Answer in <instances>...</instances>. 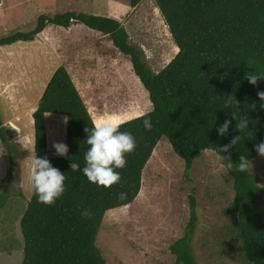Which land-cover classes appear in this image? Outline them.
Here are the masks:
<instances>
[{
  "label": "trees",
  "instance_id": "trees-1",
  "mask_svg": "<svg viewBox=\"0 0 264 264\" xmlns=\"http://www.w3.org/2000/svg\"><path fill=\"white\" fill-rule=\"evenodd\" d=\"M142 0H130L137 6ZM179 50L159 71H154L144 58L143 50L130 42V34L121 21L104 15L66 10L40 14L36 25L27 31L16 30L0 36V46L18 41H32L49 24L68 28L73 23L85 24L109 37L114 46L129 57L135 74L149 93L153 108L120 123L136 141L126 153L124 168L116 169L120 180L108 188L87 180L80 171L73 172V160L83 166L84 127L93 117L68 69L61 65L50 77L39 99L34 118V152L47 156L46 114L67 117L65 156H47L53 166L65 172V192L55 203H38L32 193L21 218L24 237L22 264H109L97 244L99 230L107 211L132 203L142 187L143 171L163 136L174 151L192 169L197 156L205 149L233 162L241 154L261 157L254 147L264 141V108L260 107L258 90H264V79L249 83L245 73L264 72V0H155ZM251 61L253 66L247 65ZM226 95L238 101L237 118L247 114L248 128H235L234 109L224 107ZM255 102V107H249ZM151 118L146 130L142 121ZM230 120L228 132L218 134V126ZM6 126L0 113V134L9 152L11 170L0 192V214L13 195L15 164L13 143L5 136ZM240 135L227 151L224 145ZM223 161V160H222ZM226 167L225 162L223 161ZM252 168V165H251ZM227 171L233 178L234 196L227 213H236L230 228L238 237L245 260L264 264V188L252 170ZM125 193L120 199L119 194ZM192 207L194 196L190 198ZM90 210L81 216V210ZM192 211L184 236L174 241L170 251L178 264H199L193 249L192 233L196 222Z\"/></svg>",
  "mask_w": 264,
  "mask_h": 264
},
{
  "label": "rangeland",
  "instance_id": "rangeland-1",
  "mask_svg": "<svg viewBox=\"0 0 264 264\" xmlns=\"http://www.w3.org/2000/svg\"><path fill=\"white\" fill-rule=\"evenodd\" d=\"M66 10L120 20L154 71L179 50L155 0H142L137 6L130 0H0V36L32 29L40 14ZM80 25L49 24L55 26L51 33L0 46V113L15 158L13 195L0 214V264H22L24 258L21 218L32 193L27 177L35 155L33 112L54 71L61 65L68 69L93 119L116 117L123 122L153 108L130 58L109 37ZM64 117L46 114L47 156L56 155L53 141L65 143ZM9 155L0 134V192L11 170ZM251 165L264 188V156ZM21 179L23 190L16 187ZM233 196V178L221 156L203 151L187 170L185 160L163 136L144 168L139 195L106 212L97 244L109 264H178L170 246L184 236L194 211L192 241L199 264H250L230 230L237 219L236 213L226 212Z\"/></svg>",
  "mask_w": 264,
  "mask_h": 264
},
{
  "label": "clouds",
  "instance_id": "clouds-1",
  "mask_svg": "<svg viewBox=\"0 0 264 264\" xmlns=\"http://www.w3.org/2000/svg\"><path fill=\"white\" fill-rule=\"evenodd\" d=\"M247 65L253 66L251 61H247ZM245 78L249 83L256 85L258 78L264 79V72L249 71L245 73ZM257 96L260 100V107L264 108V90H258ZM224 107L234 109L233 116L236 123L235 128L240 132L248 128L249 119L248 115L244 113L239 119L235 111V107H238V101L232 95H226L223 100ZM235 106V107H233ZM255 102L249 105V107H255ZM67 122V117H64ZM121 121L116 117H107L93 119L91 125L84 127L86 136L84 142L88 146L83 153V166L75 160L70 163V169L73 172L80 171L86 176L87 180L98 186L105 188L110 187L114 183L119 182L120 173L116 169L125 167L126 158L125 154L134 150L136 141L133 134L120 128ZM146 130H151L152 123L151 118L146 116L142 121ZM230 120H225L218 126V134L225 135L228 132ZM240 135L235 136L230 144L224 145L223 150L236 144ZM256 151L261 156H264V141H260L254 146ZM52 148L56 155L65 156L68 153V145L62 141H53ZM205 152L207 149L204 150ZM221 159L225 162L226 167L231 170L235 169L237 172L250 171L251 161L248 156L241 154L238 161L233 162L231 156ZM65 172H62L59 168L53 166L47 156H37L36 154L30 161L28 182L31 185L33 194L36 196L38 203L50 205L62 196L65 192ZM16 187L23 190L25 182L23 179L19 180ZM125 193H120L119 198L124 199ZM81 216H89L90 210L82 209Z\"/></svg>",
  "mask_w": 264,
  "mask_h": 264
},
{
  "label": "crops",
  "instance_id": "crops-1",
  "mask_svg": "<svg viewBox=\"0 0 264 264\" xmlns=\"http://www.w3.org/2000/svg\"><path fill=\"white\" fill-rule=\"evenodd\" d=\"M81 23H79V25H80ZM55 26H57V27H63V26H59V25H55ZM55 26H50V27H47V28H45L43 31H42V33H44V34H48V32H50V30H55ZM81 27H85L86 29H89V28H87L86 26H83L82 24L80 25ZM64 28V27H63ZM90 30V29H89ZM48 31V32H47ZM90 31H93V30H90ZM99 32V31H98ZM13 45V44H12Z\"/></svg>",
  "mask_w": 264,
  "mask_h": 264
},
{
  "label": "bare ground",
  "instance_id": "bare-ground-1",
  "mask_svg": "<svg viewBox=\"0 0 264 264\" xmlns=\"http://www.w3.org/2000/svg\"><path fill=\"white\" fill-rule=\"evenodd\" d=\"M48 32V31H47ZM51 33V32H50ZM54 38V37H53ZM95 119V118H94Z\"/></svg>",
  "mask_w": 264,
  "mask_h": 264
}]
</instances>
